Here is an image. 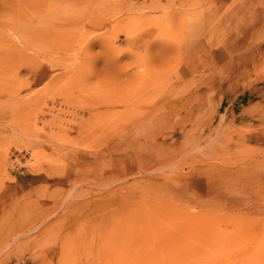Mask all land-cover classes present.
Returning <instances> with one entry per match:
<instances>
[{
  "label": "rangeland",
  "instance_id": "obj_1",
  "mask_svg": "<svg viewBox=\"0 0 264 264\" xmlns=\"http://www.w3.org/2000/svg\"><path fill=\"white\" fill-rule=\"evenodd\" d=\"M263 42L264 0H0V264H264V148L196 98Z\"/></svg>",
  "mask_w": 264,
  "mask_h": 264
},
{
  "label": "crops",
  "instance_id": "obj_2",
  "mask_svg": "<svg viewBox=\"0 0 264 264\" xmlns=\"http://www.w3.org/2000/svg\"><path fill=\"white\" fill-rule=\"evenodd\" d=\"M195 49L200 52L205 51L204 55H200L203 57L199 64L194 61L195 71L209 72L214 63L213 54H209L210 44L206 40ZM251 51L249 58H252L253 61V71L247 70L249 74L245 81H252V86L243 90L241 88L228 90L224 94L214 91V89H207L196 96L202 104H210L205 107L208 110L213 109V101L220 103L218 108L226 128L233 134L238 133L230 140L234 149L264 148V42L254 45ZM203 81L206 84H211V80L208 78ZM194 109L199 110L198 108Z\"/></svg>",
  "mask_w": 264,
  "mask_h": 264
}]
</instances>
